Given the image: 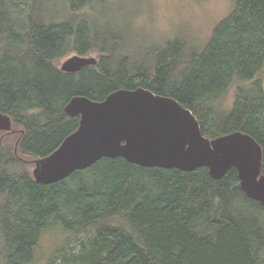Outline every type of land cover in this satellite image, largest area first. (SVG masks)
Masks as SVG:
<instances>
[{"label": "trees", "instance_id": "1", "mask_svg": "<svg viewBox=\"0 0 264 264\" xmlns=\"http://www.w3.org/2000/svg\"><path fill=\"white\" fill-rule=\"evenodd\" d=\"M119 2L0 0V113L24 131L19 156L41 160L77 131L80 116L64 111L74 96L139 88L175 98L210 140L240 131L264 151V0H237L204 48L186 34L138 46L115 25ZM73 54L98 64L61 71ZM16 148L0 153V264H33L51 226L68 239L49 264H264V205L241 191L235 168L216 180L206 168L104 158L41 185Z\"/></svg>", "mask_w": 264, "mask_h": 264}, {"label": "water", "instance_id": "2", "mask_svg": "<svg viewBox=\"0 0 264 264\" xmlns=\"http://www.w3.org/2000/svg\"><path fill=\"white\" fill-rule=\"evenodd\" d=\"M97 64L95 56L73 54L60 69L75 74ZM64 111L70 117L80 116L79 128L36 162L37 183H58L104 158L182 172L206 168L216 180L235 168L241 191L264 205V151L257 140L241 132L210 140L192 112L172 97L143 88L121 89L103 101L74 96ZM12 127V119L0 113V132L11 133Z\"/></svg>", "mask_w": 264, "mask_h": 264}, {"label": "rangeland", "instance_id": "3", "mask_svg": "<svg viewBox=\"0 0 264 264\" xmlns=\"http://www.w3.org/2000/svg\"><path fill=\"white\" fill-rule=\"evenodd\" d=\"M236 3L237 0H120L119 5L112 8L111 14L115 17V25L120 31L130 40H135L140 47L149 48L155 43L186 34L195 39L190 41L193 48H204L212 36L213 29L230 15ZM257 78L264 88V67ZM228 96L221 100V107L232 106L234 94ZM21 132L17 127H13L11 133L0 132V140L3 135L11 134L9 137H3L7 145L1 154L15 147L16 139L20 142ZM52 223L53 219L49 226ZM50 229V232L42 233L34 252L33 264H49L54 259V253L66 244L68 236L63 229L52 226Z\"/></svg>", "mask_w": 264, "mask_h": 264}, {"label": "flooded vegetation", "instance_id": "4", "mask_svg": "<svg viewBox=\"0 0 264 264\" xmlns=\"http://www.w3.org/2000/svg\"><path fill=\"white\" fill-rule=\"evenodd\" d=\"M11 118V117H10ZM12 119V118H11ZM23 133H24V131H22L21 132V134L23 135ZM9 135H11V134H9ZM9 135L8 134H6V135H3L2 136V139L0 140L1 142H0V153H1V151L4 149V144H3V142L2 141H4L5 142V140H4V138L5 137H9ZM4 137V138H3ZM21 139H22V137L20 138V141H21ZM19 141H16V150H15V153H16V156H17V159L19 160V161H21V162H23V163H25V164H28V166H29V171H30V173H31V176L33 177V179L35 180V178H34V176H33V171L35 170V168H36V162L38 161V160H36V159H34V160H28V159H25V158H23V157H19V154H18V147H19ZM36 181V180H35ZM40 184V183H39ZM41 185H43V184H41Z\"/></svg>", "mask_w": 264, "mask_h": 264}, {"label": "bare ground", "instance_id": "5", "mask_svg": "<svg viewBox=\"0 0 264 264\" xmlns=\"http://www.w3.org/2000/svg\"><path fill=\"white\" fill-rule=\"evenodd\" d=\"M234 132H240V131H234ZM232 133V132H231ZM241 133H243V132H241ZM244 134H246V133H244ZM248 135V134H247ZM250 136V135H249ZM250 137H252V136H250Z\"/></svg>", "mask_w": 264, "mask_h": 264}]
</instances>
